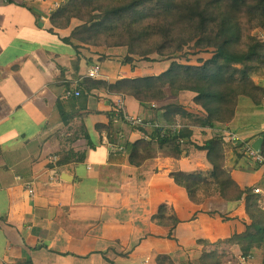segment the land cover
I'll list each match as a JSON object with an SVG mask.
<instances>
[{
  "label": "crops",
  "instance_id": "obj_1",
  "mask_svg": "<svg viewBox=\"0 0 264 264\" xmlns=\"http://www.w3.org/2000/svg\"><path fill=\"white\" fill-rule=\"evenodd\" d=\"M61 1L0 0V264H157L160 256L170 257L174 264H201L202 255L215 250L208 244L246 231L250 220L245 201L212 197L194 204L175 183L171 175L181 171L210 172L204 151L192 150L182 159H153L140 168L133 167L129 158L135 141L149 139L164 124L158 118L161 108L178 105L198 115L203 110L194 104L192 93L169 96L148 110L132 97L104 89L81 96L79 86L89 81L93 68H99L100 76L90 79L113 83L159 76L170 64L135 62L134 68L125 63L126 48L67 42L81 24L75 20L65 30L52 26L51 4ZM104 55L110 60L101 63ZM232 58L230 64H239ZM112 65L116 68L108 70ZM66 89L79 95L62 98ZM115 98H123L127 116L143 120L135 130L122 124L120 144L110 143L107 132L97 128L109 122L98 113L116 111ZM60 101L67 105L66 111L85 114L90 139L72 145L74 153L86 151L83 163L59 166L64 128ZM228 131L239 140L226 139L231 148L254 137L246 145L260 149L264 108L240 97L234 121L220 130ZM194 134L199 146L212 139L208 129L195 128ZM109 145L122 146L123 151L113 153ZM53 155L59 157L57 164L48 160ZM247 162L231 176L243 190L250 188L253 195L264 198L254 193L255 187L264 192V165ZM55 174L60 175L59 183L53 181ZM164 204L181 221L175 240L169 238L170 228L152 222ZM228 253L237 257L242 252L233 246ZM251 254L254 264H264V252L255 249Z\"/></svg>",
  "mask_w": 264,
  "mask_h": 264
},
{
  "label": "trees",
  "instance_id": "obj_2",
  "mask_svg": "<svg viewBox=\"0 0 264 264\" xmlns=\"http://www.w3.org/2000/svg\"><path fill=\"white\" fill-rule=\"evenodd\" d=\"M60 3L61 8L52 16L54 28L65 30L75 20L82 22L67 42L74 39L90 47L126 48L125 63L134 68L137 58L147 63L156 61L153 56L172 58L178 51H184V45L195 41L199 50H204L208 42L221 43L215 55L202 65L183 64L173 58L169 68L159 76L113 83L89 78L88 82L80 84V93L83 96L85 91L104 89L120 97L134 98L145 110L169 96L194 94V104L204 114H194L178 105L161 108L158 118L164 124L149 139L132 144L129 162L140 168L157 158L182 159L188 158L192 150L206 152L212 165L210 172L181 171L171 177L187 191L194 204L212 197L228 202L245 201L250 223L246 231L214 245L208 244L215 250L202 255L201 264H223L222 258L230 255L228 250L233 246L238 247L243 256L252 255L255 249L264 252V198L253 195L250 188L243 190L231 176L248 158L243 150L246 143L251 145L257 138L231 148L226 141L228 136L220 132L223 126L234 121L240 97L264 107V34H256L264 32V0H63ZM231 57L242 60L244 66L238 68L230 64ZM108 60L110 57L104 55L99 61ZM74 95L75 92L66 89L61 97L70 99ZM65 106L60 101L64 128L59 136L62 146L59 166L83 163L86 151L74 153L72 145L79 139H90L83 122L85 114L66 111ZM98 114L106 116L109 122L97 128L107 132L110 143L120 144L121 127L126 123L123 112ZM177 125L181 128L175 131ZM195 128L211 130L212 139L202 146L197 145L193 140ZM259 138L264 158V132ZM127 143L122 141L121 144ZM152 222L170 228L169 238L175 240L174 232L181 221L172 207L162 205ZM199 243L207 246L204 241ZM230 256L235 258L233 254ZM157 264L174 262L168 256H160Z\"/></svg>",
  "mask_w": 264,
  "mask_h": 264
},
{
  "label": "built area",
  "instance_id": "obj_3",
  "mask_svg": "<svg viewBox=\"0 0 264 264\" xmlns=\"http://www.w3.org/2000/svg\"><path fill=\"white\" fill-rule=\"evenodd\" d=\"M44 1H46V0H44ZM61 4L62 3H60V2H54L53 4H51L50 13L57 12L61 8ZM42 21H46V20L44 18H42ZM99 76H100L99 68H93V70L89 74V77L92 79H97V78H99ZM78 95H79V93H75V96H78ZM112 103L116 107V110L123 112L124 117H125V122L127 124H129L130 126H133V127H138V126H141L143 124V120L141 118H130L129 116H127L126 111H125V106L123 103V98H117V99L115 98L112 101ZM231 133H232L231 131H228V132H225V135L228 136L229 139H232L234 142H239L237 137H233V135ZM108 149L113 153H118V152L123 151L122 146H116V145H109ZM243 150L248 155V158L251 159L253 162H255L256 164H259V165H264V158L262 156L260 149L247 145V146H245V148ZM48 160L52 164H57L59 161V157L57 155H53V156H50L48 158ZM54 170H56V168ZM53 181L56 183H59L60 175L55 174ZM29 193L31 195H34L35 189L30 188ZM254 193L256 195H263L264 194L261 187H255ZM255 261L256 260H255V257L253 255H249V256L239 255L235 258H229V259L225 260L223 264H254Z\"/></svg>",
  "mask_w": 264,
  "mask_h": 264
},
{
  "label": "rangeland",
  "instance_id": "obj_4",
  "mask_svg": "<svg viewBox=\"0 0 264 264\" xmlns=\"http://www.w3.org/2000/svg\"><path fill=\"white\" fill-rule=\"evenodd\" d=\"M58 1H60V0H58ZM78 24H82V22L79 21ZM256 34L262 36L264 34V32H262V33L256 32ZM212 42H208L207 47L203 46L204 50H198V51H197V48L194 47V43L186 44L183 47L184 51L182 53H179V51H178L176 53V55L172 58L153 56V59L156 61L151 62V63H154L157 66L165 67V66L171 64L172 62L170 61V59L174 58L183 64H190V65H199L200 64V65H202L204 62H206L208 59H210L212 56H214L215 53L220 49L221 43H219V42L216 43L214 41H212ZM232 59L238 60L236 58H232ZM136 60H137V64H139V63L141 64L143 62V61H140L138 58ZM233 65L238 67V68H241L244 66V63L242 60H239V64L234 63ZM115 68H116V65H112V67H108V70H110V69L114 70ZM142 68L144 71L149 70V68H146V67H142ZM156 72H158V71H156ZM150 73L155 74L153 71H150ZM262 108H264V107H262ZM256 146H258V145H256ZM246 160L248 161L246 165H252V164L259 165V164H256L255 162H252V160L247 158V157H246ZM206 174L208 175L210 173H206Z\"/></svg>",
  "mask_w": 264,
  "mask_h": 264
}]
</instances>
